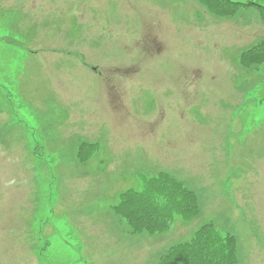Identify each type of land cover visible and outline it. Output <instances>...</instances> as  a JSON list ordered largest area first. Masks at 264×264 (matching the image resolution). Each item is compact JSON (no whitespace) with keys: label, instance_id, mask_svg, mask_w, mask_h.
<instances>
[{"label":"rangeland","instance_id":"1","mask_svg":"<svg viewBox=\"0 0 264 264\" xmlns=\"http://www.w3.org/2000/svg\"><path fill=\"white\" fill-rule=\"evenodd\" d=\"M240 1L222 22L200 0H0V264H158L206 223L264 264V62L241 61L264 0ZM162 173L198 211L135 231L121 193Z\"/></svg>","mask_w":264,"mask_h":264},{"label":"trees","instance_id":"2","mask_svg":"<svg viewBox=\"0 0 264 264\" xmlns=\"http://www.w3.org/2000/svg\"><path fill=\"white\" fill-rule=\"evenodd\" d=\"M200 1L216 15L227 14L231 9L245 5L239 0ZM261 8L264 15V7ZM241 59L245 65L264 62V38L246 48ZM116 210L135 225V231L162 232L170 228L177 214L192 217L198 211V203L192 190L162 173L149 179L147 186L142 187L141 191H123ZM238 263L234 237L229 233H222L211 223L197 229L191 240L172 246L160 260V264Z\"/></svg>","mask_w":264,"mask_h":264},{"label":"bare ground","instance_id":"3","mask_svg":"<svg viewBox=\"0 0 264 264\" xmlns=\"http://www.w3.org/2000/svg\"><path fill=\"white\" fill-rule=\"evenodd\" d=\"M239 8L231 9L227 14H219L218 16L224 17V20L222 22H226V20H228L231 16L233 17V15H235L239 11Z\"/></svg>","mask_w":264,"mask_h":264}]
</instances>
